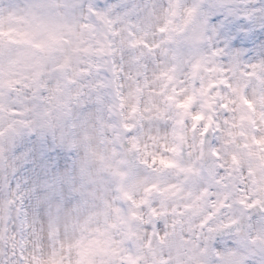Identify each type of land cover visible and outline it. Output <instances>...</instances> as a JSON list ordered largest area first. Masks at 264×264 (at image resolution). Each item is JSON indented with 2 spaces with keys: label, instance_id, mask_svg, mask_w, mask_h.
<instances>
[{
  "label": "rangeland",
  "instance_id": "1",
  "mask_svg": "<svg viewBox=\"0 0 264 264\" xmlns=\"http://www.w3.org/2000/svg\"><path fill=\"white\" fill-rule=\"evenodd\" d=\"M1 1V13H18L16 6L11 3L12 1ZM39 1L41 0H30V4L32 8V14L38 19V21H41L43 23L45 31L50 32L55 28L59 29L61 33H63L66 38H68V43H65L61 47V50L68 52L70 55H72V53L76 55H72V62H83L84 59L86 63L90 62L89 68H92L93 62L88 58L85 59V56H82V53L84 51V42L82 40L84 29L82 31L81 24H79L82 16V0H58L62 4V10L59 15L50 12H47V14L45 15L38 14L35 11V5ZM24 2V0L21 1L23 6ZM143 12L147 17L150 18L151 23L154 17H151L149 10L146 9L143 10ZM135 21L137 22V24L141 25L139 34L141 36L148 37L149 35L146 33L145 29V27L147 26L145 25V18L140 17L135 19ZM211 24L212 30H215V25H217V27H220L222 25L220 21H212ZM36 25H38V22L34 20L33 26ZM200 32L201 27L193 31V33H191V35L187 37V40L182 43V55L179 63V74H183L184 72L182 61H185L184 51L188 47V43L186 42L194 41L196 37L200 36ZM37 36L40 37L41 35L38 34ZM120 37L121 32L117 23L114 28V40L116 41L117 48L120 51L123 50L122 61L127 59L126 66L120 74L122 82L125 79L124 76L126 75V73H129L126 78L128 88L131 86L130 79H137L136 82L144 90L142 95L144 99V107L150 110L148 123L149 126L146 128L145 132H155L159 134L158 136H156L159 139L166 138L169 133V122L167 121V112L161 104V95L159 94L158 87L161 82L159 73L160 71L164 70L162 62H164L165 58L166 62H168L169 60V44L164 42L158 43V41L153 42L154 49L150 46L148 48H143L148 51L147 56L144 51H142L141 53V50H138L135 45H131V47H124V42L120 43ZM219 40L220 45L223 46L222 41H224L225 39ZM89 48L91 49V51L95 48L96 51L97 46L94 47L93 44L90 43ZM194 50L195 51L192 53V56L202 55L201 46H195ZM165 51H167V53H165ZM48 54L51 60L57 59L59 55L58 51L53 46H50ZM142 54L144 55V58L140 60L138 57ZM21 58H23V55L10 59H14L16 62H19ZM147 59L149 61H147ZM24 60L25 61L21 60V62H19L23 67L29 63V59L27 57ZM259 60L262 64V68L259 71L264 79V44L261 55L259 56ZM4 61V59H1V62L4 63ZM145 61H147V63ZM158 63H160V65H158ZM143 69H146L149 72V75L146 78L142 75ZM43 71L45 72L44 68ZM75 76L77 78V83L74 87H71V89H73L77 95L83 97V101L88 104L87 110H82L81 107L78 108L77 112L80 114H84V117L81 119L77 118V124L80 125L79 132L83 133L85 135V141L89 142L94 123L87 119L88 113H96V120L100 119L98 110L93 108L91 104L90 97L93 100L97 99L98 97L97 95H94L95 93L88 91V87L90 84L89 77H84L82 74L79 75L78 73H76V71ZM145 80H148L150 82V86L147 88L146 84L144 83ZM236 80L237 79L234 77L232 81L238 87L241 85V83L244 82L243 80V82L237 83ZM47 81L49 82L48 95L53 97L55 94V98L58 97L61 91L57 89V79L52 75V72H50L49 69H47ZM71 81L72 80L69 77L67 78L66 82L69 85ZM256 86L257 85H254V88ZM128 88L127 93L129 96V100L133 104L135 98L139 95V93L138 91L128 92ZM33 105H31V109ZM4 106H11V104L5 102ZM5 122L6 119L1 121V123ZM231 122L233 121L228 117H224V120L222 122L224 126L222 139L230 137L228 143L235 146V141L231 139V137L239 138L240 129L247 131L249 134V129L243 124L235 128L233 127ZM21 123V120H17V123H15L14 127H18L19 125H21ZM43 136L44 135L40 136L37 132H34V134L32 135H23L20 138H18L16 135H12V137L9 139V142L15 141L16 145L13 167L17 174L14 179H9V182L13 184L14 189L18 191L24 199H26L29 195L31 197V204L29 206V212L27 213V216L22 214L20 222L16 223V225L14 226V229L17 230L18 228H21L24 229V233L29 234L27 236H24L23 241L24 248L22 249V251L25 255V264H47L51 260L65 262V254L67 253L66 249H70L75 254L76 242L80 237L79 226L86 225V221H89L91 224L94 223V227H99L96 225V221L94 222L93 220V218L95 217V212L90 215L83 216L81 219H76L73 215V212L78 210L77 207H83L79 202L77 192L79 191L84 193L85 198L87 199L85 209H88L89 211H95V204L92 203L93 196L100 197L98 200V205L101 204V199L102 201H104V198L107 200L108 196L107 189L102 188L104 175L101 174L100 171L97 172L98 167L95 164L94 150L88 151L87 143H84L83 149H81L78 157L75 158V163H73L75 174L69 176L66 173V156L68 155L67 151L64 147L61 148L59 152V162L56 164L52 156L48 155L49 145L47 148L44 147ZM241 141L243 140L241 139ZM245 141L249 143L248 138ZM259 141L261 140L257 138L252 140L251 142L258 143ZM231 150L235 152L236 155L241 156L244 167H247L249 165L243 159L242 154H250L254 151V149L246 148L245 146H236ZM70 164L72 165V162H70ZM51 165L56 166L52 168L53 172L58 170L61 175L58 180V185L61 191L62 199L59 200H55V194L48 192L46 189L47 175H44V170L47 171L46 167L48 168ZM71 200L74 202V205L72 204ZM8 212L12 214L13 210L11 207H8L6 211L5 209L3 212L0 211V223L2 221V215L3 218L6 215L10 216V214H7ZM2 225H6V222L4 220L2 222ZM30 226L31 231H28ZM192 233L193 231H180V234L178 235L177 232L175 234V240L177 241V243H164L162 246L153 243V254L157 255L159 259L165 260L168 264H190L196 257H198V245L193 243L191 239ZM57 234L58 236L62 234L61 246H57L54 241L53 236H57ZM69 238L70 242L68 240ZM95 241L103 244L101 246L102 255L100 256H98L97 250L94 248V246L90 244ZM92 242L86 243V245L82 244V250H86L85 252L88 255V259H85L84 255H80L76 260L74 259L75 261L73 262V264H107L109 259L111 262L110 264H120L121 253L119 252L118 242H115L114 244L109 243L108 245H106L107 250L105 249L104 236L102 234H98L95 237V240ZM220 243L222 259L215 264H226L225 260L227 258L235 257L238 259V263H242L243 257L245 258L244 264H253V262L264 263V256L261 255L257 251V249L247 244L244 238L236 233H234L233 235H224L221 238ZM192 248L194 252L190 253L188 257H186V254L182 253L184 249L188 250ZM246 251L250 253L251 257H247L244 254ZM140 254L144 264H154L152 261L154 255L150 254L147 245L142 246ZM4 255L6 257L13 255V250L10 248L9 244H7V248L4 250V254L0 258V261L4 259ZM40 257L41 260L36 262V259Z\"/></svg>",
  "mask_w": 264,
  "mask_h": 264
}]
</instances>
